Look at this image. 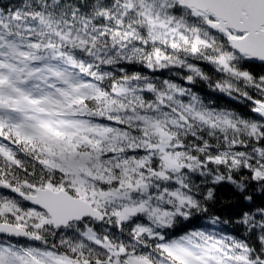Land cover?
Segmentation results:
<instances>
[{
    "label": "snow or ice",
    "instance_id": "snow-or-ice-1",
    "mask_svg": "<svg viewBox=\"0 0 264 264\" xmlns=\"http://www.w3.org/2000/svg\"><path fill=\"white\" fill-rule=\"evenodd\" d=\"M0 264H264V0H0Z\"/></svg>",
    "mask_w": 264,
    "mask_h": 264
}]
</instances>
